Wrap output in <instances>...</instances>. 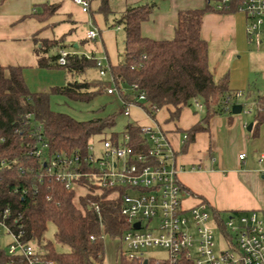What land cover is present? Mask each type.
Masks as SVG:
<instances>
[{
  "label": "trees",
  "instance_id": "1",
  "mask_svg": "<svg viewBox=\"0 0 264 264\" xmlns=\"http://www.w3.org/2000/svg\"><path fill=\"white\" fill-rule=\"evenodd\" d=\"M109 1L100 0L98 12L104 17L111 13ZM209 1L206 0L203 9L179 10L174 34L169 40H151L140 34L141 24L154 11L152 4L128 6L115 20V24L122 27L124 47L121 61L110 67L109 73L118 91L120 85H126L131 91L119 92L122 105L136 104L149 117H154L156 110L166 108L169 119L173 120L179 117L182 108L190 107L193 101L199 102L203 117L186 131V142L193 141L197 133L208 131L210 119L225 114L224 101L235 93L229 89L227 76L215 82L208 67V46L200 37V25L203 15L211 9ZM56 11V5L44 4L41 18L52 17ZM226 12H236V9L232 7L218 13ZM63 42L64 37L40 42L42 49L35 50L37 66L42 69L61 67L69 75L76 76L97 68L94 58L77 53H68L65 65H57L59 55L48 56L47 53L66 47ZM102 84V80H74L65 86L51 88L47 93H32L24 81L22 68L0 66V136L4 137L0 142V159L16 160L14 167L0 177V210L9 208L13 215L22 216L23 240L34 243L46 264H103L102 235L117 239L129 229L120 215V197H110L111 190L99 189L88 181H80L86 191L79 197L76 189L66 190L52 180L39 186L37 193L28 190L21 194L35 182L29 166L36 162L26 161L23 155L26 137L24 140L21 134H25L30 125L23 126L22 119L27 114L33 117L30 123L40 127L50 152H84L91 141L117 138L119 134L116 133L107 135L115 123L114 115L80 122L50 109L51 95L89 102L102 92ZM140 94L144 95V102L137 101ZM245 97L248 99L251 95L247 93ZM255 102L258 109L254 119L258 127L264 123V94L257 96ZM15 128L18 133L14 134ZM124 132L130 136L132 148H139L142 143L139 126L127 124ZM15 189L18 193H14ZM90 202L99 205V216L89 207ZM48 224L55 228L54 244L66 251L58 252L53 243L44 241ZM0 264L27 263L20 256H9L6 247L0 245Z\"/></svg>",
  "mask_w": 264,
  "mask_h": 264
},
{
  "label": "built area",
  "instance_id": "2",
  "mask_svg": "<svg viewBox=\"0 0 264 264\" xmlns=\"http://www.w3.org/2000/svg\"><path fill=\"white\" fill-rule=\"evenodd\" d=\"M72 3L82 13L89 12V0H72ZM209 5L215 12L234 7L244 16L247 42L256 48L264 46V0H210ZM98 35V29L92 26L86 38L95 40ZM58 55L56 64L64 66L68 53L60 51ZM95 61L99 77H105L109 68L103 64L104 59ZM110 83L113 87L107 88L106 93L113 95L116 86L112 76ZM119 92L125 94L120 89ZM136 99L145 101L143 94ZM244 99V93L235 92L224 101V112L231 113L233 106L240 105L241 113H250L249 105L241 103ZM193 105L202 110L199 102L193 101ZM123 106V115L129 116L131 104ZM32 118L30 114L23 117L22 125L30 126L21 137L24 140L26 137L24 159L36 162L29 166L35 182L21 194L28 190L37 193L39 186L50 180L66 190L86 191L80 184L82 180L99 189L111 190V196L120 197V215L129 224V229L116 239V264H264V212L263 217L257 211L229 213L223 219L219 213L217 216L211 213L204 203L183 208L184 192L177 179L174 152L158 129L139 126L142 143L137 149L132 148L130 136L123 131L116 139L99 138L91 141L84 152L75 150L67 154L49 151L40 127L30 123ZM13 133H18V128ZM3 141L4 137L0 136V142ZM244 157L239 155L240 160ZM259 163L264 165V153L260 154ZM15 164L16 160L0 159V177ZM260 173L264 177V166ZM89 207L99 216L96 202H90ZM21 220L22 216L13 215L9 208L0 210V241L8 239L7 254L20 256L27 264H46L34 243L23 240ZM135 224L139 225L138 229ZM215 231L225 243L223 250H216ZM106 238L102 235L104 241ZM151 249L165 251L164 259L145 257V251Z\"/></svg>",
  "mask_w": 264,
  "mask_h": 264
},
{
  "label": "crops",
  "instance_id": "3",
  "mask_svg": "<svg viewBox=\"0 0 264 264\" xmlns=\"http://www.w3.org/2000/svg\"><path fill=\"white\" fill-rule=\"evenodd\" d=\"M136 1L127 0L128 3ZM163 1L168 2L170 8L162 10L154 7L149 19L140 26L142 37L156 41L169 40L173 37L179 10L203 9L206 6V0ZM49 2L0 0V66L22 68L26 85L31 75L42 72L35 55V50L42 49L40 42L64 37V46L72 39L70 35L57 36L52 31L58 23L54 21L56 18L75 23L71 13L59 16L61 1L51 4L57 7L52 17L41 18L42 6ZM95 27L99 35L90 41L99 40V58L104 59L103 63L108 68L117 66L119 59L113 60L106 45L113 33L108 31L104 34L99 27ZM200 37L207 43L208 67L215 82L227 76L230 91L249 93L252 99L264 94V51L247 42L242 14H221L210 9L201 19ZM60 51L69 53L64 47L49 50L47 55L56 56ZM71 53L80 54L76 51ZM85 56L98 59L93 55ZM189 108H182L179 117L173 120L169 119L166 108L158 110L152 118L145 113L146 120L151 122L136 124L158 129L169 142L178 168L177 179L184 192L181 201L183 208L204 203L211 213L220 215L248 211L263 213L264 177L260 170L264 165L259 163V157L264 153V123L257 127L255 119L248 118L251 115L225 113L224 117L211 118L208 131L199 132L193 141L186 142V131L203 117V109L198 110L202 114L196 115ZM141 116L135 111L132 114V117ZM156 117H163L161 124ZM241 154L245 155L243 160L239 159ZM117 246L112 248L109 257L104 256L103 264H116Z\"/></svg>",
  "mask_w": 264,
  "mask_h": 264
},
{
  "label": "rangeland",
  "instance_id": "4",
  "mask_svg": "<svg viewBox=\"0 0 264 264\" xmlns=\"http://www.w3.org/2000/svg\"><path fill=\"white\" fill-rule=\"evenodd\" d=\"M57 0H50V4L55 3ZM62 2V11L59 13L61 16L65 14L66 16L70 13L72 14L75 23L70 22H62V19L56 18L54 21L58 22L52 30L57 36H61L66 34L68 37L71 36V41H67L65 49L71 53L72 51L79 52L81 55H93L95 58L101 57V54L98 51V39L96 41H87L86 34L92 28V26L99 27L103 33L105 34L108 31H111L113 35L112 39H109V43H106L107 49L112 55L113 60L119 59L121 61V55L123 52V31L122 27L115 24V20H117L121 14L125 11L126 7L134 6L137 4H152L155 6V9H168L170 8V4L163 0H138L135 3H128L127 0H110L108 3L109 9L111 11L106 17L103 14L98 12V8L100 5V0H90V11L87 15L82 14L81 12H77L74 8H79L72 3V0H59ZM44 2H46L44 0ZM80 11V10H79ZM92 13V15H91ZM57 17V16H56ZM94 20V22H93ZM92 22V23H91ZM118 27V29H117ZM108 36V35H106ZM104 38V37H103ZM74 45L77 47L74 48ZM264 51V46L259 48ZM104 64V63H103ZM39 75H31L28 80V89L32 93H47L51 88L65 86L68 82H72L74 80H102L103 84L101 85L102 92L97 94L91 101H71L68 98L60 95H51L49 99L50 109L53 112L61 113L68 115L72 119L76 121H88L97 118H105L110 115L115 116V123L113 127H111L107 131V135L110 133L121 134L125 126L127 124H142L150 123V120H146L145 111L139 106L130 107L129 116H124L122 111L124 110V106L121 103L119 97V91L115 88L113 95H108L106 93V89L109 87H113L112 83H110V73L107 71L106 76L103 78L99 77L98 69H92L86 72L84 75L76 76L69 75L64 68H51V69H42ZM264 86V84H263ZM120 91L124 93L131 92L129 87L126 85H120ZM259 90V89H258ZM262 91V89H261ZM245 95V94H244ZM124 102V101H123ZM241 103H247L249 108L251 109L250 113L243 115H251L248 118H254L256 115V102L255 99L251 97L247 100L241 101ZM129 105V103H127ZM192 114H202L197 109H195L193 103L189 108ZM140 113L141 117H132L133 112ZM216 117H224V115H219ZM163 117H156L157 122L162 123ZM85 194L83 189H77L76 196H82ZM113 197V196H110ZM77 200H75L76 203ZM261 217H263L262 213H258ZM223 219L227 218V215L224 213L221 215ZM216 250L225 249V243L221 240L220 234L218 231L214 232ZM54 234L55 228L52 224L47 225L46 232L44 234V241H48L51 243L54 242ZM8 242L7 238H3L0 241L1 247H6ZM105 244V256L109 257L112 253V248L117 245L116 239L106 238L104 241ZM55 245V249L58 252L66 251V248H63L57 244ZM147 258H155V259H164L165 251L160 249H151L146 250L144 253ZM122 264V263H121Z\"/></svg>",
  "mask_w": 264,
  "mask_h": 264
},
{
  "label": "water",
  "instance_id": "5",
  "mask_svg": "<svg viewBox=\"0 0 264 264\" xmlns=\"http://www.w3.org/2000/svg\"><path fill=\"white\" fill-rule=\"evenodd\" d=\"M231 113L233 114V115H238V114H240L241 113V106L240 105H235V106H233L232 107V109H231ZM135 226V229H138V224H135L134 225ZM144 264H146V263H144Z\"/></svg>",
  "mask_w": 264,
  "mask_h": 264
}]
</instances>
